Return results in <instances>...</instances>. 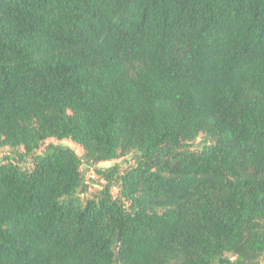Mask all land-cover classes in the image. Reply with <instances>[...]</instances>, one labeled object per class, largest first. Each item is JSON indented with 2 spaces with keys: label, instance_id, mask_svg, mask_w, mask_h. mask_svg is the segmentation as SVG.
Returning a JSON list of instances; mask_svg holds the SVG:
<instances>
[{
  "label": "trees",
  "instance_id": "1",
  "mask_svg": "<svg viewBox=\"0 0 264 264\" xmlns=\"http://www.w3.org/2000/svg\"><path fill=\"white\" fill-rule=\"evenodd\" d=\"M4 146L0 264H264V0H0Z\"/></svg>",
  "mask_w": 264,
  "mask_h": 264
},
{
  "label": "rangeland",
  "instance_id": "2",
  "mask_svg": "<svg viewBox=\"0 0 264 264\" xmlns=\"http://www.w3.org/2000/svg\"><path fill=\"white\" fill-rule=\"evenodd\" d=\"M50 143H54V144H66L69 145L70 147H72L73 149H75L77 151V153L79 155H81L83 157V165L81 166V169L84 173L85 179L86 181L89 183V190H88V194L94 193L96 190L100 189L101 186L103 185L104 181L102 179L99 178V176L96 174L94 167L93 166H89V164L87 163V158L84 155V150L83 148L78 145L77 143L73 142L70 139H56V138H49L45 141V143L41 146L40 149H38V152H43L45 147L50 144ZM196 145L199 146L201 145V139H198L196 141ZM24 153V148L20 147L19 149H12L8 146H4V147H0V158H3L7 155L10 156H14L16 158L19 159L20 164L22 166H28L31 167L32 166V160L30 157H25ZM23 157V158H22ZM25 158V159H24ZM115 163H122L123 168L126 167L129 163H132V160L130 158V156L127 157H121L118 159H113L110 161H104L99 163V166L101 167H108L111 166ZM115 191H117V188H115Z\"/></svg>",
  "mask_w": 264,
  "mask_h": 264
}]
</instances>
